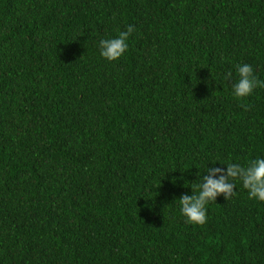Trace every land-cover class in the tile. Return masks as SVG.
<instances>
[{"label": "trees", "instance_id": "obj_1", "mask_svg": "<svg viewBox=\"0 0 264 264\" xmlns=\"http://www.w3.org/2000/svg\"><path fill=\"white\" fill-rule=\"evenodd\" d=\"M238 64L264 80V0H0V264H264L240 181L203 226L180 212L212 163L264 158Z\"/></svg>", "mask_w": 264, "mask_h": 264}, {"label": "clouds", "instance_id": "obj_2", "mask_svg": "<svg viewBox=\"0 0 264 264\" xmlns=\"http://www.w3.org/2000/svg\"><path fill=\"white\" fill-rule=\"evenodd\" d=\"M134 31L133 25H128L126 31H119L117 37L101 39L99 41L100 55L109 62L119 60L129 48L127 41ZM238 79L232 85L233 96L243 99L253 94L259 87L264 88V80L254 75L251 65H237ZM232 72L225 75L230 79ZM245 111L248 106L241 105ZM217 163V162H216ZM207 167L205 174L191 184L192 194H184L179 198L180 212L186 218L187 223L203 226L207 223V206L216 202L217 198L223 196L225 200L231 199L235 193V181H240L247 190L248 198L264 202V158H255L248 161L246 165L239 163H220L226 167ZM198 181V182H197Z\"/></svg>", "mask_w": 264, "mask_h": 264}]
</instances>
